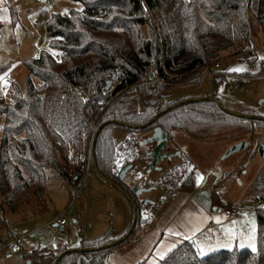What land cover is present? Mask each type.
<instances>
[{"label": "trees", "instance_id": "1", "mask_svg": "<svg viewBox=\"0 0 264 264\" xmlns=\"http://www.w3.org/2000/svg\"><path fill=\"white\" fill-rule=\"evenodd\" d=\"M71 1L82 9L49 15L48 49L23 62L24 88L12 83L8 95L0 89V223L10 213L25 218L47 209L49 170L71 187L82 182L94 162L102 178L130 196L137 218L118 237L108 232L87 240L80 234L73 247L36 248L25 255L32 264H55L68 250L84 252L66 254L58 264H107V256L142 224L137 197L112 172L122 141L115 138L116 130L136 134L160 127L173 141L176 131L223 139L264 127V115L247 108L233 111L215 91L175 101L167 94L171 86L198 82L226 58L224 53L239 56L264 35V0ZM9 70V64L1 66L0 77ZM151 74L165 82L154 88L140 84ZM257 148L248 143L246 152L257 153ZM192 182L193 177L186 189ZM249 199L255 203V251L203 256L194 242L185 241L159 264H264V167L250 186Z\"/></svg>", "mask_w": 264, "mask_h": 264}, {"label": "rangeland", "instance_id": "2", "mask_svg": "<svg viewBox=\"0 0 264 264\" xmlns=\"http://www.w3.org/2000/svg\"><path fill=\"white\" fill-rule=\"evenodd\" d=\"M70 9L81 10L82 5L71 0H0V23H5L0 25V67L6 64L10 66L7 75L0 80V84L6 83V89L0 87L6 91V95L9 94L12 83L24 88L27 77L24 60L36 52L48 49L45 21L49 15L65 14ZM143 33L144 37H148L146 31ZM255 42L264 49L263 34L255 39ZM224 57L226 58L219 62L220 68L214 71L215 73H204L198 82L171 86L167 92L168 100L201 98L215 91L218 98L233 111L247 108L264 115V59H261L264 53L257 59H251L243 54L233 57L232 52L224 53ZM236 68L242 70L230 71ZM243 78H248L250 82L242 83ZM126 134V131L118 129L115 131V138L121 140ZM150 134L151 132H138L136 136L142 140ZM173 138L172 147L186 146L188 155L195 161L197 165L195 181L197 174L203 176L199 184L195 183L196 196L213 197L222 206H231L235 209L236 204L241 202L239 203L241 208L238 210L245 219L246 233L248 236L251 235L250 239L247 238L250 250L255 251L257 221L255 203L249 199V191L251 184L264 167V159L255 153V150L250 154L245 150L225 160L223 157L230 147L241 141L252 143L254 149L260 145L264 146V127L257 126L253 134H245L242 131L228 133L223 139L191 138L183 131L174 132ZM150 148L149 145L142 146L140 151L147 154ZM179 161V158L174 157L171 162L161 163L160 167L163 171H168L179 164ZM217 163L225 173L224 180L218 185L212 178L207 179L210 171L205 174L210 165ZM93 173L94 168H91L87 173L90 176L85 179L83 187L78 185L79 190L73 196L67 184L54 171L49 170L48 174L51 177L46 191L47 202L44 205L47 209L42 213L28 215L24 219L20 215L10 213L6 216L7 222L0 223V264H29L30 261L25 255L35 248L51 249L63 245L73 247L80 239V234L87 240L104 235L106 218L104 207L117 204L120 206L122 196L120 191L104 180V183L97 182L99 189L92 190L90 177ZM159 175L157 172L152 173L153 177ZM124 183L128 186L136 185L130 173H127ZM158 196V192L151 190L142 193L139 198L155 200ZM123 203L126 205L124 200ZM114 211L113 218L117 222L119 214L117 210ZM144 211L141 210L140 213ZM58 217L66 221L63 231L54 225V220ZM8 231H17L23 236L22 244L25 251L17 254L10 252L5 242ZM53 240H56L57 244Z\"/></svg>", "mask_w": 264, "mask_h": 264}, {"label": "crops", "instance_id": "3", "mask_svg": "<svg viewBox=\"0 0 264 264\" xmlns=\"http://www.w3.org/2000/svg\"><path fill=\"white\" fill-rule=\"evenodd\" d=\"M37 54L38 52L29 58L35 57ZM174 149L181 150L188 155L186 146L177 145ZM191 160L195 163L192 158ZM218 168H221L218 163L216 165H210L205 173L207 174L210 171L207 179L212 178L215 180V177L211 172H216ZM222 172V178L216 183V185H218V183L224 178L225 173L223 169ZM87 176L89 177L90 174H86L82 184H74L69 187L70 192L74 194L76 190H79L78 185L83 187ZM90 180L92 190L99 189L97 182L104 183L103 179H101L96 173L95 168ZM195 183L196 181L193 176L191 188L186 189L178 198L169 202L165 206L164 210L151 226L149 232L138 242H135L130 238V240L107 256L106 263L159 264L161 260L166 258L175 248L185 241L194 242L200 252L203 253V256H208L221 250L251 249L250 243L247 240V238H251V235L248 236L249 234L246 233L245 219L240 215V210H238L241 208L239 205L241 202L236 204L237 209H235L231 206H222L221 203L213 197L199 198L196 196L197 194H194V192H196L194 191ZM120 194L122 196L120 202L118 201L120 206H117V204L116 206L107 205L104 207V214L106 213V218L104 219V234L112 232L116 237L126 233L127 230L134 225L137 218V213L135 214L134 206L131 204V201L121 192ZM117 198L119 199V197ZM123 200L126 202V205L123 203ZM137 200L139 203L141 200L152 201V199L148 200L138 197ZM148 206L149 204L142 206L141 210H145L144 212H146ZM227 209H232L236 216L227 219L224 213ZM114 210H117L119 214L118 220H116L117 222H115L113 218L115 214ZM144 212L141 214V222L143 221ZM20 217L24 219L21 215ZM54 223L58 229L63 231V226L56 224L55 220ZM4 246L5 245H3V247ZM21 246L23 247V251H25L22 240Z\"/></svg>", "mask_w": 264, "mask_h": 264}, {"label": "built area", "instance_id": "4", "mask_svg": "<svg viewBox=\"0 0 264 264\" xmlns=\"http://www.w3.org/2000/svg\"><path fill=\"white\" fill-rule=\"evenodd\" d=\"M36 23L39 24L38 21ZM0 25H5V23H0ZM59 40L62 41L63 38L59 37ZM262 53H264V49L256 42H251L246 46L243 56H247L251 59H257ZM219 68L220 64H215L208 72H216V70ZM241 80L242 83L250 82L248 78H243ZM164 82L165 77L160 76L159 74H151L148 79L142 80L140 84L146 83L154 88L158 84ZM135 86L136 84L133 85L132 88ZM2 94H4V90L2 91ZM98 130V126H95L93 133H97ZM140 141L141 139L137 138L136 134L133 132H127L117 147L112 167V172L116 177H118L124 168L129 167L127 173L132 175L136 184H139L141 189H150L152 191L158 192L159 194L155 200L151 201L148 206V210L143 213L142 224L133 231L131 239L135 242H138L145 234L149 232L151 226L158 218L160 213L164 210L165 206L185 192L187 185L196 171L195 163L186 153L183 152L179 158V164L173 166L168 171H163L160 167V164L157 165L159 169L150 170L154 159L148 153H141ZM84 159L88 160L89 156H85ZM153 172L160 173V175L158 177H153ZM83 181L84 179L82 180L81 184ZM77 192L78 190H76L73 195H76ZM259 203L260 202H257L256 204L258 205ZM224 213L227 219L236 216L232 209H227ZM55 222L60 226L66 225V221L61 217L56 218ZM22 238L23 236L17 231L7 232L5 242L11 253L17 254L22 251ZM53 242L57 244L56 240H53Z\"/></svg>", "mask_w": 264, "mask_h": 264}, {"label": "water", "instance_id": "5", "mask_svg": "<svg viewBox=\"0 0 264 264\" xmlns=\"http://www.w3.org/2000/svg\"><path fill=\"white\" fill-rule=\"evenodd\" d=\"M111 85H112V82L109 81L107 83L106 90H109L111 88ZM212 100L214 102H216L218 105H221L220 101H218L216 99H212ZM232 114L239 116V114H237V113H232ZM149 132H151L150 136L147 137V138H144V139H142L140 141V147L147 146V145L151 146L148 154L153 157L154 161L152 163V166H151L150 170H152V169H159V167H157V165H159V164H161V163H163L165 161L171 162L174 157L180 158V156H181V154H182L183 151H181V150H174L173 149V147H172V144L173 143L171 141V138L168 136V134L162 128L156 127L154 129L150 130ZM247 148H248V143L245 142V141H241V142L235 144L234 146H232V147H230L228 149V151L226 152V154L223 157V160L229 158L233 154H236V153L245 151ZM257 153L259 154V156L262 159H264V146L263 145H260L258 147ZM94 168H96L95 167V162H94ZM128 169H129V167H126V168H124L120 172V174L118 175V179L119 180L124 181ZM95 171L98 174L97 170H95ZM211 174L215 177V180H216V183H217L222 178L223 172H222V169L221 168H218L216 172H211ZM101 179H103L104 181H106L111 186L115 187L128 200H130L131 201V204L134 206L135 214L137 213V207L134 205V203L132 202V200L130 199V197L120 187L114 185L112 182H109V181L105 180L102 177H101ZM128 187H129L130 192L134 196H136L138 198L142 195V193L151 191L150 189H141L139 184L132 185V186H128ZM150 203H151V201H147V200H141L140 201V205L141 206H146V205H148ZM135 223H136V220H135ZM132 232H133V229H131L129 231V233L126 235V237L123 238V240H126V238L129 237V235ZM113 246L114 245H111V246L106 247V248H110V247H113ZM72 252L81 253V252H84V251H81V250H68V251H66L65 253H63L59 257V259L56 261L55 264H58L59 260L63 256H65L66 254H70ZM29 264H30V262H29Z\"/></svg>", "mask_w": 264, "mask_h": 264}, {"label": "snow or ice", "instance_id": "6", "mask_svg": "<svg viewBox=\"0 0 264 264\" xmlns=\"http://www.w3.org/2000/svg\"><path fill=\"white\" fill-rule=\"evenodd\" d=\"M65 11H67V10H65ZM52 55L55 57L57 55V53L53 52ZM261 59H264V57H261ZM241 70L242 69H240V68L230 69V71H241ZM4 75L6 76L7 73H5ZM2 79H3V77H0V80H2ZM0 87H3L6 89V83L0 84ZM189 170H191V169H189ZM202 179H203V176H201L200 174H197V180H196L197 184H199ZM201 254H203V253H201Z\"/></svg>", "mask_w": 264, "mask_h": 264}, {"label": "flooded vegetation", "instance_id": "7", "mask_svg": "<svg viewBox=\"0 0 264 264\" xmlns=\"http://www.w3.org/2000/svg\"><path fill=\"white\" fill-rule=\"evenodd\" d=\"M257 150H258V148H257ZM257 150H256V151H257Z\"/></svg>", "mask_w": 264, "mask_h": 264}]
</instances>
